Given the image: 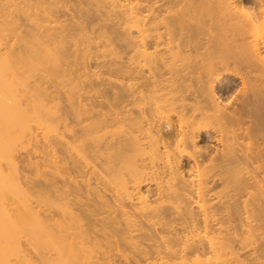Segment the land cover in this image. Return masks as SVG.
<instances>
[{
	"label": "bare ground",
	"instance_id": "obj_1",
	"mask_svg": "<svg viewBox=\"0 0 264 264\" xmlns=\"http://www.w3.org/2000/svg\"><path fill=\"white\" fill-rule=\"evenodd\" d=\"M0 264H264V0H0Z\"/></svg>",
	"mask_w": 264,
	"mask_h": 264
},
{
	"label": "rangeland",
	"instance_id": "obj_2",
	"mask_svg": "<svg viewBox=\"0 0 264 264\" xmlns=\"http://www.w3.org/2000/svg\"><path fill=\"white\" fill-rule=\"evenodd\" d=\"M39 130V129H38ZM40 131V130H39Z\"/></svg>",
	"mask_w": 264,
	"mask_h": 264
}]
</instances>
